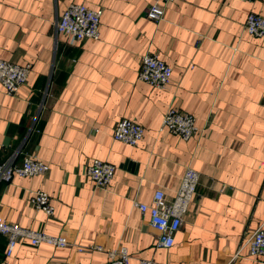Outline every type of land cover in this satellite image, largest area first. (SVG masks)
Wrapping results in <instances>:
<instances>
[{
	"label": "crops",
	"instance_id": "crops-1",
	"mask_svg": "<svg viewBox=\"0 0 264 264\" xmlns=\"http://www.w3.org/2000/svg\"><path fill=\"white\" fill-rule=\"evenodd\" d=\"M154 0H0V58L31 65L27 83L8 95L0 85V162L35 156L44 175L0 183V216L70 245L21 239L0 264H109L107 249L124 245L131 263L264 264L240 251L264 221V38L244 31L264 0H176L165 17L147 16ZM71 3L102 9L99 39L70 44L54 22ZM157 54L173 67L164 88L139 79L141 57ZM191 113L203 129L189 140L162 126L166 110ZM123 119L140 123L138 146L116 141ZM94 158L116 166L98 187L87 174ZM200 173L174 245L135 202L163 190L175 196L187 167ZM46 191L53 215L31 199ZM104 249L79 251L78 246Z\"/></svg>",
	"mask_w": 264,
	"mask_h": 264
},
{
	"label": "built area",
	"instance_id": "built-area-1",
	"mask_svg": "<svg viewBox=\"0 0 264 264\" xmlns=\"http://www.w3.org/2000/svg\"><path fill=\"white\" fill-rule=\"evenodd\" d=\"M176 0H154L147 10V16L160 22L165 17L167 4ZM251 1V0H244ZM103 10L92 9L83 3H71L62 15L54 22L56 35L63 34L70 44H75L84 39H99ZM244 31L264 38V16L250 12L244 23ZM31 72L30 64H17L0 58V85L8 95H14L18 89L27 83ZM173 67L167 64L157 54L146 53L141 57L139 79L157 88H164L172 79ZM162 126L170 129L184 140H189L193 135L201 133V129L193 114L170 106L163 117ZM144 135V127L133 120L123 119L115 127L113 137L131 146H138ZM50 169L47 162L28 155L21 163L14 157L0 162V183L10 182L15 176L28 177L44 175ZM116 166L112 163L94 158L87 167V174L98 187L107 188L113 181ZM200 180V173L188 166L183 175L181 184L173 198L168 199L163 190H157L151 203L135 202L143 215L148 217L151 226L158 232L159 247L170 248L174 245L175 233L180 229L184 216L189 210ZM31 202L37 210H42L48 215H53L55 206L51 196L46 191L38 190ZM0 235L7 239L5 257L12 256L17 243L27 239L32 245L48 243L58 247L70 245L67 237L52 235L45 232L23 227L0 216ZM79 251L104 249L101 245L91 244L78 246ZM246 249L250 255L264 257V221L249 235L240 246V251ZM109 264H132L128 248L120 245L107 249ZM238 256L236 254L228 264ZM137 264H155L151 259H139Z\"/></svg>",
	"mask_w": 264,
	"mask_h": 264
},
{
	"label": "trees",
	"instance_id": "trees-1",
	"mask_svg": "<svg viewBox=\"0 0 264 264\" xmlns=\"http://www.w3.org/2000/svg\"><path fill=\"white\" fill-rule=\"evenodd\" d=\"M0 236H2V235H0ZM5 237V236H4ZM6 238V237H5ZM6 243H7V239H6Z\"/></svg>",
	"mask_w": 264,
	"mask_h": 264
}]
</instances>
